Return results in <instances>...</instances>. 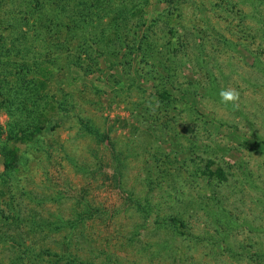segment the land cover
<instances>
[{
	"label": "rangeland",
	"instance_id": "obj_1",
	"mask_svg": "<svg viewBox=\"0 0 264 264\" xmlns=\"http://www.w3.org/2000/svg\"><path fill=\"white\" fill-rule=\"evenodd\" d=\"M0 52V264H264V0H0Z\"/></svg>",
	"mask_w": 264,
	"mask_h": 264
},
{
	"label": "clouds",
	"instance_id": "obj_2",
	"mask_svg": "<svg viewBox=\"0 0 264 264\" xmlns=\"http://www.w3.org/2000/svg\"><path fill=\"white\" fill-rule=\"evenodd\" d=\"M240 95V91L235 87L223 88L219 91L220 102L233 108L239 107Z\"/></svg>",
	"mask_w": 264,
	"mask_h": 264
},
{
	"label": "trees",
	"instance_id": "obj_3",
	"mask_svg": "<svg viewBox=\"0 0 264 264\" xmlns=\"http://www.w3.org/2000/svg\"><path fill=\"white\" fill-rule=\"evenodd\" d=\"M110 27H111V29H112V25H110ZM115 31H116L118 37L121 38V35H120L119 30H118L117 28H115ZM0 55H2L1 52H0ZM3 55H4V54H3ZM167 95H168V92H163V93L161 94V96L164 97V98L168 97Z\"/></svg>",
	"mask_w": 264,
	"mask_h": 264
}]
</instances>
